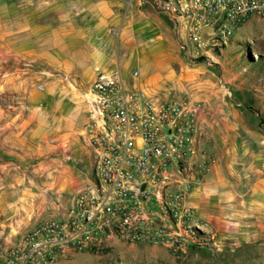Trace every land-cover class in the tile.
Here are the masks:
<instances>
[{
    "label": "crops",
    "instance_id": "0c3cea01",
    "mask_svg": "<svg viewBox=\"0 0 264 264\" xmlns=\"http://www.w3.org/2000/svg\"><path fill=\"white\" fill-rule=\"evenodd\" d=\"M0 4L7 9L6 21L0 20V42L14 43L13 55L22 59L23 66L12 63L15 68L0 83L3 264L7 252L20 245L37 224L49 219L66 221L67 210L77 195L88 192L96 183L93 159L78 137L87 119L81 89L87 92L98 72L118 71L127 88L155 94L167 87L179 88L178 76L183 68L179 56L161 45L143 48L145 40L136 34L137 23L124 17V0H0ZM30 58L60 75L38 77L35 71L39 67L29 69L27 65ZM174 62L181 66L180 71L172 69ZM132 71H137L136 77H132ZM232 76L238 82V75ZM35 79H43L39 91L34 88ZM247 86H231L233 102L226 103L228 112L221 110L223 93L217 83L209 81L192 93V99L204 108V145L215 152L211 171L201 186L203 192L196 193L194 200L200 215L214 223L218 251L229 252V260L220 257L216 260L219 264H254L259 259L243 257V251H252L255 238H264L260 157L248 149L238 151L237 155L250 156L253 164L244 175L249 189L238 193L229 171L234 160L231 155L236 152L217 145L228 138V134L220 136L222 130L234 129L230 124L245 121L247 116L253 122L260 118L264 121V82ZM239 89L245 92L244 97ZM242 106L251 108L254 114L235 108ZM260 260L264 263V258Z\"/></svg>",
    "mask_w": 264,
    "mask_h": 264
},
{
    "label": "built area",
    "instance_id": "2783aa9c",
    "mask_svg": "<svg viewBox=\"0 0 264 264\" xmlns=\"http://www.w3.org/2000/svg\"><path fill=\"white\" fill-rule=\"evenodd\" d=\"M124 1L166 17L192 59L221 57L250 19L264 20V0ZM84 101L78 137L96 183L77 195L66 221L37 224L3 264H55L111 239L164 246L175 256L205 246L210 238L189 205L214 160L204 145L202 104L187 94L129 89L118 71L98 72Z\"/></svg>",
    "mask_w": 264,
    "mask_h": 264
},
{
    "label": "rangeland",
    "instance_id": "374dc122",
    "mask_svg": "<svg viewBox=\"0 0 264 264\" xmlns=\"http://www.w3.org/2000/svg\"><path fill=\"white\" fill-rule=\"evenodd\" d=\"M129 7L130 9L135 8V10L130 11L128 10ZM126 9L124 17L128 21L137 23L135 27V30H137L136 34H138L139 39L145 40L144 49L161 45L167 52L180 58L183 71H180L179 68L181 66L177 62H174L172 66V69L179 70L181 73L178 76L179 88L170 89L167 87V90H160L155 94L160 95L169 91L175 95L187 94L192 98V93L200 91V87L205 86L210 81L211 83H217V86L222 88L223 95H221V99L224 104L221 106V110L228 112L226 103L233 102L231 100V86L234 83H242L244 86L248 85L247 87H251L252 83L260 84L264 82V20L250 19L244 25L247 27L234 35L221 57L207 60L205 58L192 59L180 48L181 44L173 33L172 26L166 17L150 10H147L148 13H144V9L139 8L137 5L135 7L133 3L131 6L126 4ZM6 10L5 4H0V20L4 22L6 21ZM139 24L141 26H138ZM12 44L14 43L0 42V83L2 84L6 79L7 72L15 68L12 63H17L18 68H23L22 59L13 55ZM174 51L176 53H173ZM28 60H30V62L27 61L29 69L31 66L39 67V70L35 71L38 77L51 78L52 76L60 75L56 71L54 72L37 64V59L30 58ZM232 74L238 75V82L233 80ZM32 82L35 90L39 91L38 86L43 85V79H35ZM240 91L244 97L245 92ZM80 92L83 97L86 89L82 88ZM5 96L2 95L1 97ZM235 108L243 110L241 113L247 115L254 114L251 108L243 106ZM241 116L242 114H240ZM229 126L234 127V129L226 131L225 128L222 130L223 134L221 133L220 136L225 138V134H228V138L223 139L224 141L222 140L223 142L217 145L221 149L230 147L236 152V154L231 155L232 159H234L230 165L231 168H229V171L231 170L230 175L233 178L231 182L232 184L234 182L233 188L237 186L238 193H244L249 189L246 186L244 175L250 171L253 164L250 156L237 155V153L241 149H248L253 155L255 154L254 156L258 155L260 157L258 162L261 163L260 166L263 165L260 175L264 177V121L260 118L258 121L253 122L247 116L245 121L234 122ZM207 148L214 157V149ZM202 188L200 187L199 191L195 190L192 193L189 205L195 208L198 222L204 223L203 231L210 238L205 246L191 249L186 255L175 256L164 246L142 243L125 244L119 240L111 239L104 241L98 248L81 253H71L55 264H219L216 260L220 257L229 260V252L225 250L219 252L215 245L218 236L215 233L214 223L209 218L201 216L197 208L194 196L196 193L203 192ZM211 196L213 194L209 197ZM225 241H229V239ZM245 252L243 251V257L259 259L254 264H264L260 260L264 258V238H255L253 250ZM224 258L223 261L225 260Z\"/></svg>",
    "mask_w": 264,
    "mask_h": 264
},
{
    "label": "trees",
    "instance_id": "16d2710c",
    "mask_svg": "<svg viewBox=\"0 0 264 264\" xmlns=\"http://www.w3.org/2000/svg\"><path fill=\"white\" fill-rule=\"evenodd\" d=\"M202 60V59H201Z\"/></svg>",
    "mask_w": 264,
    "mask_h": 264
}]
</instances>
